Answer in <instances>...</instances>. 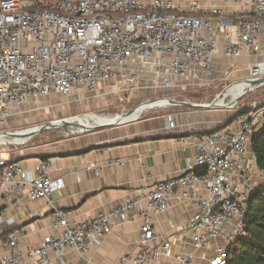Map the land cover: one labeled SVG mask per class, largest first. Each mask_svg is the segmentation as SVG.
I'll return each instance as SVG.
<instances>
[{"label": "built area", "instance_id": "built-area-1", "mask_svg": "<svg viewBox=\"0 0 264 264\" xmlns=\"http://www.w3.org/2000/svg\"><path fill=\"white\" fill-rule=\"evenodd\" d=\"M221 47L228 59L255 56L250 76L238 80L264 78V0H0V126L31 99L92 95L108 81H120L129 91L141 85L205 88L213 84ZM249 108L197 143L188 170L145 194L131 264L172 254V243L155 232L154 216L177 196L199 206L185 225L193 251L176 254L178 264H198L196 252L209 251L216 240L225 246H218L207 264H227L228 245L243 235L260 172L251 143L264 111L258 104ZM53 165L47 158L26 169L0 154V190L33 200L49 197L64 186L62 178L50 176ZM139 204L128 198L109 213L80 222L69 219V210L57 209L55 232L39 246H23L16 229L0 236V246L8 250L0 264H48L51 252L63 262L67 249L86 254L111 232L114 218L127 220Z\"/></svg>", "mask_w": 264, "mask_h": 264}, {"label": "crops", "instance_id": "crops-1", "mask_svg": "<svg viewBox=\"0 0 264 264\" xmlns=\"http://www.w3.org/2000/svg\"><path fill=\"white\" fill-rule=\"evenodd\" d=\"M254 59L255 56L247 53L237 59H228L221 47L216 52L212 83L221 81L230 73L238 75L248 72L244 77H249ZM243 81L228 85L222 97L231 95L230 103L235 98L232 88ZM229 103L221 104V107ZM14 113L15 110L12 115ZM234 113L221 108L174 105L165 111L138 117L121 125L96 128L61 139L44 138L41 142L33 143L31 141L42 132L28 138V130L9 141L3 138L6 134L0 133V144L22 145L0 151L3 158L17 159L31 170L41 161L53 158L50 176L62 178L64 182L61 190L35 200L0 190V236L16 229L21 232L23 246H39L44 237L55 232L52 214L57 209L69 210V219L80 222L99 213H109L113 208L123 205L128 198H137L140 204L129 212L128 219L114 218L111 232L105 235L101 243L92 244L86 254L67 249L62 262L51 252V262L48 263L131 264V256L139 248L143 222L140 211L146 205L145 194L160 181L175 179L188 170L197 156V143L224 124H232L237 119L233 118ZM257 118L256 130H259L264 126V114ZM170 119L174 122L173 126ZM101 121L104 122L102 125H107L109 120ZM184 191L179 189L178 192ZM199 191L206 193L202 187ZM168 202L169 207L154 216V229L161 241L169 240L172 243L173 252L148 264H178L176 254L193 251L191 235L185 225L199 210V206L181 200L178 196L170 198ZM218 246H225L224 241H214L209 251H197L196 263L207 264L208 257L217 251ZM7 251V248L0 246V260Z\"/></svg>", "mask_w": 264, "mask_h": 264}, {"label": "rangeland", "instance_id": "rangeland-1", "mask_svg": "<svg viewBox=\"0 0 264 264\" xmlns=\"http://www.w3.org/2000/svg\"><path fill=\"white\" fill-rule=\"evenodd\" d=\"M247 73H238V75L234 73L227 74L226 78L217 83L206 86L205 88H192L184 86L183 88L168 91L161 88L150 90V86L147 88L146 86L141 85L139 89L129 91L125 88L126 85H124V83L114 80L104 83L100 87L99 91L92 95L76 94L74 96H69L67 94L60 93L59 95L50 97L31 99L26 105L15 110L11 119L5 125L0 126V131L12 132L22 130L20 132L21 134L24 131H28L29 128L44 126V124H49L50 122L56 123L63 119L83 117L88 114H97L106 118L110 117L120 119L116 117L121 116L122 113L129 109L141 105V103L145 101L152 100L157 97H172L176 98V100H191L194 102L206 103L212 101L222 91H227L228 85L232 82L238 81V79H244V76H247ZM239 85L240 84L232 88L233 96L235 89H237ZM247 92L243 94L233 108L223 107L221 109L239 113L245 108L250 109L249 107L252 104H258V106L262 108L261 105L264 104V86L256 87L254 90L249 91L248 93ZM231 99V95L220 97L216 103H229ZM153 108H148L143 111L139 118L151 113H158L167 110V108L160 106ZM103 123L104 122L95 117L77 120L73 124L64 126L60 129L54 128L44 130L42 134L40 133V135L36 136L31 142H41L44 138L61 139V137L77 135V133H81L78 131L93 128L94 126H99ZM15 137L16 136L14 135L3 136L4 139L9 141H12ZM20 146L22 145L14 143L12 145L0 144V151H8L14 147ZM263 181L264 174L260 171L256 176L257 186Z\"/></svg>", "mask_w": 264, "mask_h": 264}, {"label": "trees", "instance_id": "trees-1", "mask_svg": "<svg viewBox=\"0 0 264 264\" xmlns=\"http://www.w3.org/2000/svg\"><path fill=\"white\" fill-rule=\"evenodd\" d=\"M261 107L264 111V104ZM248 110L245 108L239 113ZM251 146L257 165L264 173V126L254 133ZM245 216L243 235L228 246L227 264H264V181L250 196Z\"/></svg>", "mask_w": 264, "mask_h": 264}, {"label": "bare ground", "instance_id": "bare-ground-1", "mask_svg": "<svg viewBox=\"0 0 264 264\" xmlns=\"http://www.w3.org/2000/svg\"><path fill=\"white\" fill-rule=\"evenodd\" d=\"M253 89V86L250 85L247 80L243 81V83L241 85H239V88L236 89L235 91V98L229 103V104H226L225 106L226 107H231L233 105L236 104V101L239 99V97L241 95H243L244 93H246L247 91L249 90H252ZM176 102H186V101H181V100H175ZM173 104V102L171 100H168V99H157V100H154V101H151V102H148V103H144L141 105V107L137 108L134 112L130 113V114H127L123 117H121L120 119H115V118H106V117H102V116H99L97 114H93V115H85L83 117H76V118H70V119H63V120H60L59 122H56L54 124L58 125V126H67V125H70V124H73L74 122H76L77 120H81V119H86V118H98L100 120L102 119H108V123H106L107 125L109 124H115V123H118V122H125V120H131V119H135V118H138L141 113L145 110H147L148 108H153V107H165L167 105H171ZM219 106H223L221 104H219ZM51 129V128H49ZM49 129H42L40 126L39 127H33V128H29L28 130H30V136L28 138H30L32 135L34 134H38L40 132H44V130H49ZM17 135V134H16ZM14 135V136H16ZM27 142V140H26Z\"/></svg>", "mask_w": 264, "mask_h": 264}, {"label": "water", "instance_id": "water-1", "mask_svg": "<svg viewBox=\"0 0 264 264\" xmlns=\"http://www.w3.org/2000/svg\"><path fill=\"white\" fill-rule=\"evenodd\" d=\"M247 80V82L250 84V85H252L253 86V89L252 90H254L256 87H259V86H261L262 84H264V78H255V79H246ZM252 90H249V91H252ZM248 91V92H249ZM247 92V93H248ZM222 94H223V91L221 92V93H219L217 96H216V98H214L212 101H210V102H206V103H203V102H194V101H188V100H185L186 102H182V103H180V102H176L175 100H176V98H172V97H157V98H155V99H152V100H148V101H145V102H143V103H141V105L142 104H144V103H148V102H151V101H154V100H157V99H168V100H171L172 102H173V104H171V105H167V106H165V107H163V108H168V107H173L174 105H177V106H184V107H196V108H205V109H207V108H223V107H221V106H219L217 103H216V101L220 98V97H222ZM243 95H241L240 97H239V99L242 97ZM239 99L236 101V104L238 103V101H239ZM235 104V105H236ZM141 105H139V106H137V107H135V108H132V109H129V110H127V111H125L124 113H122L121 115L122 116H125V115H127V114H130V113H132V112H134L137 108H139V107H141ZM235 105H233V106H231V107H227V108H233ZM153 109H158V108H153ZM239 115V113H237V112H235L234 113V116H233V118H235V117H237ZM135 119H137V118H135ZM131 120H134V119H131ZM128 121H130V120H125V122H128ZM125 122H118V123H115V124H109V125H99V126H94L93 128H90V129H85V130H81V131H78V132H85V131H92L93 129H96V128H105V127H109V126H111V125H121V124H124ZM224 126H226V124H224L223 125V127ZM42 129H49V128H51V129H54V128H63V126H58V125H56V124H54V122H50L49 124H44V126H40ZM223 127H221V128H223ZM218 129H220V128H218ZM217 130V129H216ZM22 130H20V131H12V132H6V131H0V133H3V134H6V135H9V136H12V135H16V134H20V132H21ZM215 131V130H214ZM9 145H12V144H10V143H8ZM21 144V143H20ZM22 144H25V143H22Z\"/></svg>", "mask_w": 264, "mask_h": 264}]
</instances>
